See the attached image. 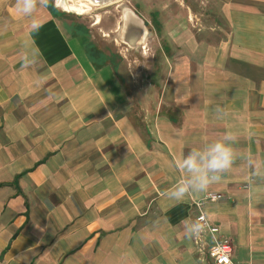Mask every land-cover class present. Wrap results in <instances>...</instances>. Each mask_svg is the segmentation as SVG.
Segmentation results:
<instances>
[{
  "label": "crops",
  "instance_id": "crops-1",
  "mask_svg": "<svg viewBox=\"0 0 264 264\" xmlns=\"http://www.w3.org/2000/svg\"><path fill=\"white\" fill-rule=\"evenodd\" d=\"M161 13L167 72L127 79L56 4L26 16L0 0V264H212L192 235L208 192L232 258L264 264V0ZM217 141L232 168L174 198L181 160Z\"/></svg>",
  "mask_w": 264,
  "mask_h": 264
},
{
  "label": "rangeland",
  "instance_id": "rangeland-1",
  "mask_svg": "<svg viewBox=\"0 0 264 264\" xmlns=\"http://www.w3.org/2000/svg\"><path fill=\"white\" fill-rule=\"evenodd\" d=\"M162 1L119 0L109 5L93 7L88 13L82 15L64 11L59 7L57 10L62 14L65 25L71 30L82 27L87 31V38L93 48L102 50L108 56L103 63H117L122 77L127 79L136 75L144 78L161 77L167 72L160 62L167 38L162 26H159V23L155 25L151 21V16L155 13L156 18H161ZM55 2L56 0H53L54 5ZM123 7L131 9L145 21L148 34L143 41L144 44L140 43L131 47L122 41L121 12Z\"/></svg>",
  "mask_w": 264,
  "mask_h": 264
},
{
  "label": "clouds",
  "instance_id": "clouds-1",
  "mask_svg": "<svg viewBox=\"0 0 264 264\" xmlns=\"http://www.w3.org/2000/svg\"><path fill=\"white\" fill-rule=\"evenodd\" d=\"M53 0H16V8L23 15L32 16L38 8L48 7ZM41 25L33 20V30H38ZM29 64L25 63L27 67ZM225 139L235 144L237 136L228 132ZM234 148L221 141H217L206 151L192 150L180 162L179 167L191 173V178L176 186L172 192L173 197L182 200L190 191H205L213 182L221 180L224 173L229 171L235 163ZM203 230L202 225H194L193 233L198 235Z\"/></svg>",
  "mask_w": 264,
  "mask_h": 264
},
{
  "label": "built area",
  "instance_id": "built-area-1",
  "mask_svg": "<svg viewBox=\"0 0 264 264\" xmlns=\"http://www.w3.org/2000/svg\"><path fill=\"white\" fill-rule=\"evenodd\" d=\"M224 199V195L220 193L208 192L203 198L193 202V205L197 209L195 220L192 225H202L203 230L198 234H194L192 231L195 244H198V238L202 234H208L209 242L207 244V254L212 260V264H244L238 260L232 258V245L230 240L225 237L221 232L218 225L211 223L204 211L203 205L206 202H215Z\"/></svg>",
  "mask_w": 264,
  "mask_h": 264
},
{
  "label": "bare ground",
  "instance_id": "bare-ground-1",
  "mask_svg": "<svg viewBox=\"0 0 264 264\" xmlns=\"http://www.w3.org/2000/svg\"><path fill=\"white\" fill-rule=\"evenodd\" d=\"M117 1L119 0H56L55 4L64 11L82 15L88 13V11L93 7L105 6ZM121 20L125 23V26L129 24V26L134 30L136 26L141 24L139 19L133 15L131 9L127 7H123L122 9ZM130 21H132V23ZM128 34L130 35V38H127V40H129L131 44H136L143 43L148 33L143 31L141 34H138L136 31L131 30Z\"/></svg>",
  "mask_w": 264,
  "mask_h": 264
},
{
  "label": "water",
  "instance_id": "water-1",
  "mask_svg": "<svg viewBox=\"0 0 264 264\" xmlns=\"http://www.w3.org/2000/svg\"><path fill=\"white\" fill-rule=\"evenodd\" d=\"M131 12L133 13V15H135V17L137 19H139L140 21V25L139 26H136L135 27V30L132 29L129 24H127L125 26V23L122 22V25H121V34H122V41L125 42L127 45L131 46V47H134L136 46L137 44H140V43H136V44H131L129 40H127V38H130V35L128 34L131 30L132 31H136L138 34H141L143 31L144 32H147L148 33V29L146 28V23L143 19H141L134 11L131 10ZM132 23V21H130ZM130 23V24H131Z\"/></svg>",
  "mask_w": 264,
  "mask_h": 264
}]
</instances>
